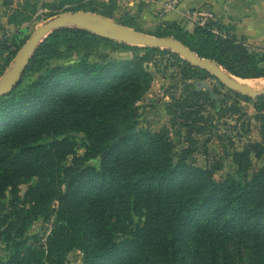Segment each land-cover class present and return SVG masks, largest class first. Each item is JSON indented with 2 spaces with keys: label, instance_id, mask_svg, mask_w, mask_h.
I'll return each mask as SVG.
<instances>
[{
  "label": "trees",
  "instance_id": "16d2710c",
  "mask_svg": "<svg viewBox=\"0 0 264 264\" xmlns=\"http://www.w3.org/2000/svg\"><path fill=\"white\" fill-rule=\"evenodd\" d=\"M116 3L89 10L113 18ZM158 29L154 35L181 40L236 77H264V47L218 20L193 31L175 22ZM25 41L0 42V75ZM100 41L112 40L78 27L54 31L18 86L0 96V243L8 251L0 264H65L74 249L84 264H264V166L251 159L264 153V95L253 99L261 140L232 153L237 175L217 179L215 168L191 157L204 109L192 99L207 92L194 86L174 102L188 142L175 160L168 128H139L138 103L153 80L144 64L160 49L120 42L146 54L91 61L88 51ZM63 46L83 51L81 58L47 66ZM180 59L186 80L215 78ZM96 158L98 167L87 164ZM52 215L46 245L37 237L30 242L34 222Z\"/></svg>",
  "mask_w": 264,
  "mask_h": 264
},
{
  "label": "rangeland",
  "instance_id": "374dc122",
  "mask_svg": "<svg viewBox=\"0 0 264 264\" xmlns=\"http://www.w3.org/2000/svg\"><path fill=\"white\" fill-rule=\"evenodd\" d=\"M62 3L63 0H0V42L8 44L17 42L16 44H18L21 40H27L40 25L64 12H92L89 10L91 8H97L101 12L106 11L109 0H74L73 3L64 6ZM116 5L115 16L112 19L131 22L132 25L140 26L148 31L147 34L154 35L161 30L152 25H141L127 14L128 0H121ZM92 13L100 14L99 12ZM68 26L76 27L72 24H68ZM14 49L15 47H13ZM158 49L160 50L150 54V59L144 64L147 70L152 73L153 80L150 89L138 103L140 105L139 128L148 129L151 132L168 128L170 135L176 141L174 154L176 160L188 142L186 141L187 129L182 128L179 125L180 119L177 120L175 117L178 116L180 108L174 105V102L182 99L187 90L201 80H186L183 77L185 69L180 59L182 57L175 56L170 49ZM134 51L129 47L122 46L120 42L112 40L100 41L93 45L88 52L90 53V60L98 62L131 58L135 54H146L145 50ZM82 54L83 51L74 50L71 52L63 46L60 48V53L46 60L45 64L47 66L71 64L80 59ZM2 60L0 57L1 64H3ZM13 63L14 59L4 73L0 75V83L12 68ZM239 79L250 82L257 90L264 88V77ZM206 80L210 82L214 93L211 96L208 91L202 89V92H207L206 95L199 97L198 100L192 99V103L198 102L204 106V109L201 112L203 119L198 121L196 131L192 135L195 140L193 143L194 152L191 157L195 164L201 167L215 168L214 176L217 179H222L228 174L237 175L238 167L233 160L232 153L235 150H242L250 142L261 140L260 124L255 117L257 111L254 98L222 85L215 78L209 77ZM77 135L81 138L84 136L81 133ZM79 152L83 154L84 149ZM71 159L72 157L68 158L67 164L71 162ZM251 159L257 165L264 166V153L261 157H256L252 153ZM87 164L98 167L100 158L92 159ZM34 182L33 180L30 184H34ZM28 186L29 183L20 186L22 196H24ZM10 198L9 195L8 199ZM55 223V215L39 217L28 231L30 242H35V237H37L41 238L40 242L43 245H46L47 237L51 234ZM7 255L8 251L4 243H0V256L6 257ZM65 264H84L83 252L80 249L69 252ZM245 264L250 263L245 261Z\"/></svg>",
  "mask_w": 264,
  "mask_h": 264
},
{
  "label": "water",
  "instance_id": "95a60500",
  "mask_svg": "<svg viewBox=\"0 0 264 264\" xmlns=\"http://www.w3.org/2000/svg\"><path fill=\"white\" fill-rule=\"evenodd\" d=\"M68 24L75 25L78 28L91 31L98 36L121 43L170 49L193 66L208 70L216 80L230 89L239 91L251 98L264 95V88L257 90L251 85L239 81L238 77L229 73L215 60L201 58L194 50L177 38L147 34L101 14L77 11L64 12L53 17L46 23L40 25L33 35L22 44L14 58L12 68L0 83V96L11 92L18 86L32 57L48 36L62 27H67ZM103 26L112 27L114 30H107ZM195 86L196 90L201 91L205 89L213 96L214 90L208 80L196 82Z\"/></svg>",
  "mask_w": 264,
  "mask_h": 264
},
{
  "label": "crops",
  "instance_id": "0c3cea01",
  "mask_svg": "<svg viewBox=\"0 0 264 264\" xmlns=\"http://www.w3.org/2000/svg\"><path fill=\"white\" fill-rule=\"evenodd\" d=\"M171 1L174 0H128L126 13L144 26L158 29L175 22L193 31L196 23L188 17L187 10L211 11L216 20L233 27L238 38L252 46L264 47V0H177L173 8H166ZM132 28L148 32L140 26Z\"/></svg>",
  "mask_w": 264,
  "mask_h": 264
},
{
  "label": "built area",
  "instance_id": "2783aa9c",
  "mask_svg": "<svg viewBox=\"0 0 264 264\" xmlns=\"http://www.w3.org/2000/svg\"><path fill=\"white\" fill-rule=\"evenodd\" d=\"M177 0L166 3V8H173ZM187 15L191 18L196 24L205 25L209 21H215L214 13L211 11H202V10H187Z\"/></svg>",
  "mask_w": 264,
  "mask_h": 264
},
{
  "label": "bare ground",
  "instance_id": "6f19581e",
  "mask_svg": "<svg viewBox=\"0 0 264 264\" xmlns=\"http://www.w3.org/2000/svg\"><path fill=\"white\" fill-rule=\"evenodd\" d=\"M103 28H105L107 30H114L112 27H109V26H103ZM238 80L241 81V82H243V83L249 84V85H251L254 88V86L250 82L240 80L239 78H238Z\"/></svg>",
  "mask_w": 264,
  "mask_h": 264
}]
</instances>
